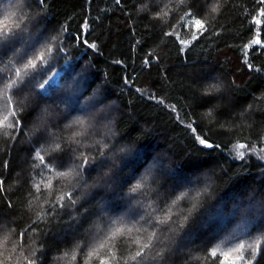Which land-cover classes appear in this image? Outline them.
Segmentation results:
<instances>
[{"label": "trees", "instance_id": "trees-1", "mask_svg": "<svg viewBox=\"0 0 264 264\" xmlns=\"http://www.w3.org/2000/svg\"><path fill=\"white\" fill-rule=\"evenodd\" d=\"M27 3L23 17L14 0L0 3V78L8 83L21 70L9 96L22 125L0 128V260L126 264L134 242L148 243L155 231L143 264H221L227 252L224 264H232L240 254L236 241L252 243L243 255L264 264V243L252 259L255 241L264 242V48L250 45L257 30L264 41V3ZM189 10L207 29L195 41L182 27ZM18 24L22 36L9 41ZM28 61L36 67L25 68ZM212 84L219 91L206 93ZM77 118L85 120L83 129L66 127ZM76 131L83 132L79 143L68 139ZM50 132L63 139L61 150L45 157L51 167L65 171L89 161L86 185L45 173L57 195L72 191L76 201L54 211L47 195H30L40 180L34 150L49 146ZM198 135L220 147L201 145ZM237 141L248 149L234 147ZM146 173L145 187L133 193Z\"/></svg>", "mask_w": 264, "mask_h": 264}, {"label": "snow or ice", "instance_id": "snow-or-ice-1", "mask_svg": "<svg viewBox=\"0 0 264 264\" xmlns=\"http://www.w3.org/2000/svg\"><path fill=\"white\" fill-rule=\"evenodd\" d=\"M4 0H0V3H3ZM16 8L18 11L21 12L23 17V9L25 7H30L31 5L27 3V0H14ZM119 2V0H118ZM181 3L184 2V0H180ZM261 3H264V0H260ZM211 11L215 12L217 11L216 7H211ZM260 16H264V9H261ZM191 21V23H188L187 21ZM254 22L256 25H260L261 21L260 19H254ZM4 27L7 28V24H4ZM26 27V26H25ZM182 27L186 29L192 30V40H198L201 36L204 35V32L207 31L203 21L196 16H194L191 12V10L187 11L184 14V17L182 18ZM17 28L20 29V25H17ZM23 34V29H20L19 32H14L11 35L7 36V39L11 41L12 39H15L16 37H20ZM165 35H172V33H166ZM181 44H184L183 41H181ZM250 45H258L260 48H264V41L260 39L259 32L257 30V35L251 40ZM250 45H246L245 47H249ZM40 60H43V55L39 57ZM32 67L35 68L36 65L33 61H28V64L25 65V68ZM248 67L251 69L252 65L248 64ZM15 76L16 79H12L11 77H7L6 79L9 81L8 83H4L5 78H0V100L3 101L2 106H0V116H2V119H0V128H15L17 131H19L22 127L21 121L19 117L17 116L18 107L14 106L12 104V99L9 96V90L18 87L19 83L21 82V70L15 69ZM51 79V78H49ZM49 83V80H45L43 83L40 84V88H45V85ZM220 85L219 84H212L208 85L205 88V92H211L212 90L219 91ZM74 125H79L82 129L85 126V120L77 118L76 120L72 121L71 124H68L67 128H72ZM41 126H43V120L41 121ZM191 130L195 133L196 129L192 128L191 123L188 125ZM8 133H5L7 135ZM83 135L82 131H76L74 132L68 139L72 142L79 143L78 140H76V137H79ZM197 139L201 145H204L205 147L212 148L217 147L219 148L220 145H213L212 143H209L207 139L197 136ZM63 143V139L58 136L55 132L49 133V146L44 147L43 145L40 148H37L34 150V161H37V163H34L33 167L40 169V180L39 182L33 180L32 182V192L30 195H33L35 197H43L47 195V201L48 208L50 211H54L57 208H63L64 202L67 201L70 204H75L76 201L73 199V192L72 191H64L61 192L59 195L56 194L55 189L53 188V180L48 179L47 176H55L57 178H69L76 180L77 182L83 180V185L87 184V181L84 180L83 174L84 170L88 166V159L84 158L81 160L79 164H73L71 165L67 170L61 171L58 168H53L50 166V161L46 160L45 157L48 156L51 152L59 151L61 150ZM239 149H248L249 145L247 142L240 143L237 141V144L234 146ZM253 148H255V145H253ZM121 151H124V149H121ZM79 155H83V153H80ZM238 155L240 157H243L244 152H238ZM47 174V176L45 175ZM150 177V173H146L143 177H141L134 187L131 189L133 193L137 192L138 190L145 187L148 179ZM107 181H104L106 183ZM2 184V182H0ZM82 185V186H83ZM191 190V189H190ZM184 191L177 195L176 199L172 202L173 205L178 203L180 200L189 197V191ZM201 193L199 191L196 192V196H200ZM46 215L49 214L48 212L45 213ZM145 223H148V221H145ZM153 228H155V224H153ZM3 226L0 225V232H3ZM117 231H120L117 229ZM20 238H23L24 233L21 232ZM156 238V232L153 231L152 235L148 239V243L141 244L139 239H137L134 243L137 245V250H135L134 255H131L127 257V260H130L134 262V264H143L144 260L147 259L145 256V253L147 250L152 248V241ZM10 240V234L3 235V242L7 243ZM238 244V247L233 248V251L240 253L235 257V259L232 261V264H252V260L246 259L243 255V252L247 249H252V243H248L245 245L244 243H240L239 241L235 242ZM262 242L261 240L257 239L255 241L256 247L252 251V259L255 258V254L258 253L262 249ZM101 247H104V245H101ZM109 254L112 256L113 259H116L115 254L111 251ZM34 257V253L32 254ZM67 255V253H65ZM89 255H92V253H89ZM159 255V253H158ZM211 257H216L218 254L216 251L210 252ZM231 252H227L224 254L223 258L221 259V264H224L225 260L228 259L229 256H231ZM75 257H73L74 259ZM198 258V257H197ZM126 260V264H127ZM0 264H4L3 260H0ZM26 264H33V259L27 258ZM100 264H109V261L107 258H103L100 260Z\"/></svg>", "mask_w": 264, "mask_h": 264}, {"label": "rangeland", "instance_id": "rangeland-1", "mask_svg": "<svg viewBox=\"0 0 264 264\" xmlns=\"http://www.w3.org/2000/svg\"><path fill=\"white\" fill-rule=\"evenodd\" d=\"M92 115V114H91ZM155 218V220H156V216L154 217Z\"/></svg>", "mask_w": 264, "mask_h": 264}]
</instances>
